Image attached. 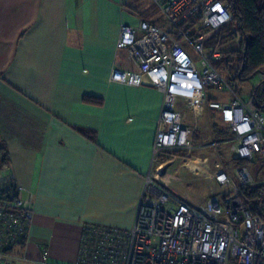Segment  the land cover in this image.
<instances>
[{
  "label": "crops",
  "instance_id": "1",
  "mask_svg": "<svg viewBox=\"0 0 264 264\" xmlns=\"http://www.w3.org/2000/svg\"><path fill=\"white\" fill-rule=\"evenodd\" d=\"M161 16L170 23L153 0H0V139L35 197L22 264H74L90 228H132L164 95L110 78L132 68L121 26L172 30ZM180 106L195 146L231 147L220 111ZM217 121L230 136L217 139Z\"/></svg>",
  "mask_w": 264,
  "mask_h": 264
},
{
  "label": "built area",
  "instance_id": "2",
  "mask_svg": "<svg viewBox=\"0 0 264 264\" xmlns=\"http://www.w3.org/2000/svg\"><path fill=\"white\" fill-rule=\"evenodd\" d=\"M153 1L172 30L145 20L137 28L122 25L118 47L127 50L132 68H114L110 78L135 87L152 86L164 95L151 169L129 232L90 228L74 264H264V220L242 195L243 186L264 188V179L257 181L248 165L231 173L218 161L212 176L218 190L198 206L178 197L159 178L167 175L164 161L188 160L195 149L205 147L195 146L194 128L184 121L181 103L193 111L204 106L220 111L232 133L227 141L234 158L264 161V113L250 107L234 90V80L214 66L213 61L223 58L224 46L207 45L232 22L229 1ZM195 15L201 19L194 27H182ZM242 39L238 33L239 45ZM186 45L199 56L200 65ZM211 89L231 92L232 98L210 97ZM34 217L33 193L10 165L0 168V264L26 261L20 246L27 243ZM34 264L65 263L43 257Z\"/></svg>",
  "mask_w": 264,
  "mask_h": 264
},
{
  "label": "trees",
  "instance_id": "3",
  "mask_svg": "<svg viewBox=\"0 0 264 264\" xmlns=\"http://www.w3.org/2000/svg\"><path fill=\"white\" fill-rule=\"evenodd\" d=\"M228 1L234 18L228 26L211 37L207 45L208 47L225 46L230 42H235L238 33H240L243 37L241 41L242 49L230 51L226 49L223 58L220 60L225 61L224 65L226 69H228L229 72H233L235 78L249 80L257 73L264 74V0ZM200 19V15L192 16L189 20L182 22V27H194ZM234 29H236V31ZM227 77H230V75H227ZM232 79L235 80L234 78ZM251 103L253 108L260 109L264 113V78L254 89L251 95ZM214 129L217 134V139H223L231 135V133L224 129L218 121L214 123ZM220 155L221 158L224 159L229 171L237 167L248 165V161L239 160L234 157L226 161L223 151ZM0 156V168L7 166V153L1 139ZM242 195L245 200L253 204L255 211L261 215L264 220V188L261 185L255 187L243 186ZM20 248L24 250V244H22Z\"/></svg>",
  "mask_w": 264,
  "mask_h": 264
},
{
  "label": "rangeland",
  "instance_id": "4",
  "mask_svg": "<svg viewBox=\"0 0 264 264\" xmlns=\"http://www.w3.org/2000/svg\"><path fill=\"white\" fill-rule=\"evenodd\" d=\"M161 18L163 19L164 23V18L162 16ZM164 26H167L168 29H172V26L169 22H166V25L164 23ZM186 46L192 52V54H194L198 65H200L199 56L193 51L192 47H190L189 45ZM240 47L241 44L238 45V43L236 44L234 41L224 46V48L228 51L240 49ZM213 64L215 67L219 66L218 69L224 76L227 77V75H230V77L228 78L235 79L234 90L237 91L240 97L244 101H246L250 105V107L253 108V105L251 103V95L256 86L263 80L264 74L257 73L254 77L249 80H241L235 78V74L233 72H229V70L226 69L224 65L225 61L215 60L213 61ZM209 94L210 97L218 98L221 100H230L232 98L231 92L228 91H219L211 89L209 91ZM207 108L208 107L205 106V112L208 110ZM202 123H204L205 128L210 127L209 123L211 122L206 120L205 114L204 122L202 121ZM199 142L200 144H210L212 140L207 139ZM229 149L230 145H225L216 149L211 146L202 147L199 148L197 152L191 154L188 160L177 159L176 161L168 163V165L165 166L167 175H165L164 178L162 177L163 180H165V185L169 190H172L178 197L186 200L193 206H198L201 203H205L207 201V198H209L212 194V192L218 190V187L212 182V176L213 172L216 169L215 164L218 161H222L220 157V151L225 152V160H229L234 157V154ZM205 158H208L207 162L205 161ZM167 162L168 161H164V164H167ZM222 162L226 166L225 161ZM192 166L196 167L193 168ZM248 166L254 172L257 181H262L264 179V161H248Z\"/></svg>",
  "mask_w": 264,
  "mask_h": 264
},
{
  "label": "bare ground",
  "instance_id": "5",
  "mask_svg": "<svg viewBox=\"0 0 264 264\" xmlns=\"http://www.w3.org/2000/svg\"><path fill=\"white\" fill-rule=\"evenodd\" d=\"M193 168H195L196 166H192ZM191 168V167H190Z\"/></svg>",
  "mask_w": 264,
  "mask_h": 264
}]
</instances>
